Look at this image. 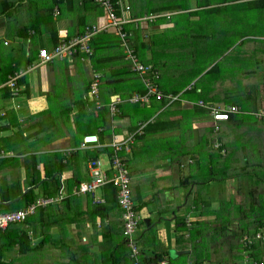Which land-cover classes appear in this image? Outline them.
<instances>
[{
	"label": "crops",
	"instance_id": "obj_1",
	"mask_svg": "<svg viewBox=\"0 0 264 264\" xmlns=\"http://www.w3.org/2000/svg\"><path fill=\"white\" fill-rule=\"evenodd\" d=\"M123 2L130 6V18L136 20L126 25L129 46L140 60L157 68L159 89L178 94L180 100L171 104L123 101L111 116L110 99H127L145 90L112 28L94 35L90 56L78 53L46 62L38 57L39 48L51 52L63 35L67 40L86 25L103 26L104 9L93 0H0V155L8 151L20 174L25 173L24 163L34 158L40 177L46 171L58 173L59 189L62 184L67 196L31 216L35 223L30 242L40 244L29 253L28 264H130L127 247L122 244L120 212H109L103 219L97 215L93 224L84 213L89 196H70L75 186L90 182L89 161L98 159L107 167L111 143L123 142L129 136L133 137L129 150L120 155L132 173L133 199L139 201L143 219L144 226L141 220L135 233L141 259L157 257L151 264L160 259L168 264H241L248 256L245 253L239 260L227 261L214 244L201 247L205 238L195 228L208 226L210 220L205 192L192 178L200 176L202 163L204 172L211 170L214 148L224 157L228 154L233 143L231 137L230 144L226 138L237 130L232 121L250 122V116L264 115V0ZM185 51L188 58L184 60L201 69L191 74H166L169 58L177 59L178 52ZM196 52H200L197 60ZM94 75L99 76L96 97L89 94ZM13 76H17L14 84L9 85ZM196 77L200 85L190 86ZM250 82L255 89L247 87ZM256 85L262 88L258 93ZM19 98L26 107L20 105ZM231 105L238 108L237 114L220 122L214 131L207 106ZM60 107L65 111L58 112ZM258 119L261 122L252 125L264 132V119ZM8 127L12 136L4 138ZM40 133L46 136H41L42 144L23 143ZM89 135H95V141H85ZM204 142L213 143L211 152ZM256 149L263 157V145ZM187 163L194 173L186 174ZM60 164L66 165L59 172L52 171ZM177 185H188L189 189L178 191ZM103 187L95 190L96 196L101 197ZM197 187L199 194L191 190ZM232 201L244 204L238 192ZM192 209L198 216H193ZM177 210L184 212L177 217ZM163 211H172L174 219L164 223L160 217L155 220ZM43 220L51 230L45 229Z\"/></svg>",
	"mask_w": 264,
	"mask_h": 264
},
{
	"label": "rangeland",
	"instance_id": "obj_2",
	"mask_svg": "<svg viewBox=\"0 0 264 264\" xmlns=\"http://www.w3.org/2000/svg\"><path fill=\"white\" fill-rule=\"evenodd\" d=\"M199 40L200 39H196V42H198ZM213 54L215 53L213 52ZM178 57L179 58L177 59H173L171 57L169 58V60L167 59L168 63L165 66L166 74H170L172 72H182L186 74L189 72V74H191L193 71H199L201 69L197 68L196 65H192L190 62H186L184 60L188 58V53L186 51L184 53L178 52ZM198 58H200V52H196L195 60H197ZM188 67L190 68L188 69ZM190 82V86L200 85V81L197 79V77L194 80H191ZM247 87L255 89L254 84L251 82L248 84ZM261 89L262 88L256 85L257 93ZM74 94L77 95L78 91H75ZM20 99L21 98L18 99L20 105L26 107L27 103H25V101H21ZM179 100L180 98L178 99V101ZM55 101L59 102L62 100L56 99ZM226 101L227 100L225 99L224 102L226 103ZM61 111H65L63 107H60L58 109V112ZM254 115L256 117L250 116V119L253 122L251 120L250 122H231V125H237V130H235L234 132H230V136L226 138V142L230 144L229 139L231 137L233 143V146L228 148V154L224 157L223 155H220V153L218 152L219 150L217 148H214L213 158H211V160L209 158L207 160L204 157L202 158V160L204 161H211V170L208 169L207 172H204L203 168L206 166L204 165V163H202V171L200 170V176L192 178L195 179L194 182L199 183V188L204 190L205 192L204 196L207 199L205 207L206 215H208V219L210 220L208 221V226L206 227H200L198 225H195L199 227L195 229L200 230L203 234V237L205 238L201 247L205 249L206 246L210 244L212 246V244H214L215 250L221 251L224 254L223 258L225 257L227 261L239 260V257L241 258V255L243 256L244 244L241 241V237L242 234H244L243 230H246L245 227L248 224L252 226L254 220H259L258 222L264 221V156L261 157L259 153H256L258 152L256 148H260L262 145L264 148V132L258 130L257 128H254L252 125V123H260L261 121L258 118L264 119V115ZM0 122H3V119H0ZM3 124L6 125L7 120H5ZM9 128L11 127H8L7 131L3 132L4 138L7 136H12L11 131H9ZM15 132L20 133L18 131ZM41 136L42 134L40 133L38 134V137L31 138V136L30 139L25 138L23 140V143L25 145L29 143V145L32 146H35L39 143L42 144L40 141ZM45 137V135L42 136V138ZM205 138L207 139V137ZM9 139L11 140V137H9ZM84 139H86V136L84 137ZM209 139L210 138L208 137V140ZM215 140H218V136ZM42 141L46 143L48 140ZM204 144L207 146L205 148L211 152L213 149V143L210 145L209 143L204 142ZM207 150L206 152H208L209 154V151ZM2 153L0 155L1 157L8 158V151H4ZM100 157L101 159L105 158L104 154H101ZM158 157L160 158V154ZM197 157H199V155H197ZM12 158L13 157L8 158L7 161L5 160V163H12ZM9 165L4 166L7 167ZM184 169L186 174L189 172L194 173L193 171H189L188 163L186 164ZM13 177H16L15 172L10 173L8 175L0 173V198L2 195V191L5 189V187L9 191V193L14 194L16 192L13 189V183H11V181L8 182L9 179L13 180ZM129 178L130 180L132 178L131 171H129ZM176 189L178 191H187L189 189V186L186 185V187L184 188V185H177ZM191 190L192 192H199L198 187ZM132 191H134V189H132ZM236 192L242 195L244 203L243 205H240L239 203L235 204L233 203V201L230 202V199ZM199 197L200 195H197V198ZM252 199H255L257 201V204H253L251 209L250 202L252 201ZM138 202L139 201H137L136 203ZM251 210L252 212H250ZM257 210H261V212H258L261 214H256V217L258 218H255L252 215H255ZM181 212L183 213L184 211L181 210ZM181 212L177 210L176 216H180ZM192 213L193 216H198L195 209H192ZM244 213L247 219L242 218V215ZM159 217L162 219V223H164L165 221L170 222L174 219V214H172V211H163L161 212V215H158L155 218V220H158ZM152 219L154 221V218ZM141 225L144 226L143 221L141 222ZM43 226L46 230H51L45 220H43ZM167 226L171 227L170 224H168ZM172 226H174V224H172ZM220 226H225V228L221 229L219 228ZM146 253H148V250H146ZM28 256H30V254L21 256L24 261H21L20 264H28ZM18 263L19 262L17 261L16 264Z\"/></svg>",
	"mask_w": 264,
	"mask_h": 264
},
{
	"label": "built area",
	"instance_id": "obj_3",
	"mask_svg": "<svg viewBox=\"0 0 264 264\" xmlns=\"http://www.w3.org/2000/svg\"><path fill=\"white\" fill-rule=\"evenodd\" d=\"M99 4L105 11L106 23L103 26H97L95 24L86 25L84 30L69 39H65L66 35L61 37V42L49 52L45 48H39L38 57L41 62L49 61L55 57L64 59L72 57L78 53H82L86 56H90L93 53L91 46V40L96 33L101 30L112 28L115 34L122 41L124 47L125 56L131 63L132 70L138 74L144 85V92L134 94L127 99H121L118 96L110 99L108 103L109 114L113 116L117 112V104L127 101L139 104H149L151 101H162L165 100L167 104L173 103L178 99V94L167 93L164 94L158 86L154 83V79H158L159 75L156 71L152 70L151 65H144L139 61V58L135 51L129 46L128 38L129 32L126 29V25L131 21L129 16L130 6L125 4L123 0H93ZM24 72L20 71L22 75ZM17 76L10 77L8 84L13 85L14 80ZM98 78L99 76L94 75L89 88V94L91 96H98ZM200 104H203L200 102ZM97 108V107H96ZM99 108V107H98ZM210 110L214 128L218 129V124L222 121L229 119V113L238 112L236 106H229L227 108L207 106ZM133 137L129 136L125 141L118 142L113 141L111 143L112 151L108 156L107 167H104L100 160L93 159L88 163L89 174L91 177L90 182L80 183L75 186L70 195L81 196L86 193H93L94 191L107 183H111L117 188V199L118 204L123 213V237L126 246L129 249V255L132 264H144L141 259V250L136 243L135 233L138 228V222L141 216L134 212L132 202L133 198L130 190V178L129 169L125 159L120 155L122 150H129L130 143ZM218 146V145H217ZM66 153L63 151V154ZM61 189L59 190V192ZM60 196L52 197H38L35 201L30 203L24 209H18L13 211L0 212V231L6 229L11 224L22 221L29 213H34L40 207H46L52 203L58 202ZM95 202H103L101 197L94 196ZM254 237L264 238V228L256 231ZM243 242H251L252 238L244 234L242 238ZM157 264H168L167 261L160 259ZM203 264V263H199ZM244 264H264V261H247L245 259Z\"/></svg>",
	"mask_w": 264,
	"mask_h": 264
},
{
	"label": "trees",
	"instance_id": "obj_4",
	"mask_svg": "<svg viewBox=\"0 0 264 264\" xmlns=\"http://www.w3.org/2000/svg\"><path fill=\"white\" fill-rule=\"evenodd\" d=\"M139 61L144 65L145 64L151 65L152 70L156 71L157 74L159 75L157 68L153 64L143 62L140 59ZM154 83L158 86V79L155 78ZM162 101H165V100H162ZM233 114H237V113L236 112L229 113V119L233 116ZM148 123L149 121L145 122L143 126L144 133L146 131L145 127L148 125ZM217 130L215 129L214 131H217ZM7 147L12 148V144H8ZM0 149H1V146H0ZM8 158L7 157L1 158L0 173H3L4 175H8L10 173L15 172L16 177H13V180L9 179L8 182L11 181V183H13V189L16 192L14 194L9 193V191L5 187V189L2 191V195L0 198V212L13 211V210H18L20 208L24 209L26 208L27 204L35 201L37 197H50L51 195H56L58 193L57 190L59 189V185H60L58 182V173L46 171L44 177H40L39 172L36 169V166H37L36 160L33 158L32 160L26 161L24 163L25 173L20 174V171H18L17 168L14 169L15 164H16L15 162L8 163V164L5 163V160L7 161ZM4 165H9V166L5 167ZM65 165L66 164H60L59 166L57 165L56 167H54L52 171L59 172L61 169H63V167H65ZM22 176H24V180ZM103 188H102V195H101L103 202H95L93 200L94 196H96L95 191H94V194L86 193V196H89L88 201H87L88 209H86L84 213L89 214L90 218L93 220V224H95L94 223L95 216L100 215L103 219L104 217L108 215L109 212L118 210L120 212L119 214H120V219L122 222L121 223L122 224L121 235L123 238L122 244L126 245L123 234H122L123 232V213L118 204L117 188H115L111 183L105 184ZM130 190H131V195L133 198V191L131 189V183H130ZM66 197L60 200V203L63 200H65ZM96 197H99V196H96ZM137 201L138 200L134 201L133 199L132 206H133L134 212L139 214V205L136 203ZM250 203H251V209H252V205L257 204V201L255 199H252ZM44 208L45 207L43 208L40 207L39 209L44 210ZM91 208H92V211H91ZM36 212L37 211L35 210L34 213H29L22 221L11 224L6 229L0 231V264H16L17 261L19 262L18 264H20L21 261H24L21 256L28 255L32 250H36V248L39 247L37 245L40 243H38L37 245H33L30 242V231L35 223L33 219L31 218V216L34 215ZM250 212H252V210ZM258 212H261V210H257L255 215H252V216L255 218H258L256 217V214H261ZM242 218L247 219V217L245 216V213L242 215ZM141 220H142V217L139 220L138 224L141 222ZM258 221L259 220H254L252 226L248 224L245 227L246 230H243L244 234H247L252 238L251 242H246L245 244L242 240L243 236L241 237V241L244 244V253L245 255H248L247 261H257V262L264 261V238L254 237L257 230L264 228V221L263 222H258ZM219 228L222 229V228H225V226H220ZM43 242L45 243V240ZM118 245L120 244H117V246ZM127 250H128L126 253L127 261H129L130 264H132L128 247H127ZM153 259H157V257L148 258L144 256L142 258V261L144 262V264H151ZM245 259L246 258H244L243 262L242 263L240 262V263L244 264ZM235 264H238V263H235Z\"/></svg>",
	"mask_w": 264,
	"mask_h": 264
},
{
	"label": "clouds",
	"instance_id": "obj_5",
	"mask_svg": "<svg viewBox=\"0 0 264 264\" xmlns=\"http://www.w3.org/2000/svg\"><path fill=\"white\" fill-rule=\"evenodd\" d=\"M60 190V189H59ZM59 190H58V193L56 194V195H54V196H60V199L58 200V202L60 201V200H62L63 198H64V193L62 192L63 191V186H62V184H61V191L59 192ZM66 193V192H65ZM70 196H74V195H70ZM50 197H52V196H50ZM38 198V197H37ZM36 198V199H37ZM32 203V202H31ZM55 203H57V202H55ZM30 204V203H29ZM29 204H27V205H29ZM26 205V206H27ZM51 205V204H50Z\"/></svg>",
	"mask_w": 264,
	"mask_h": 264
},
{
	"label": "water",
	"instance_id": "obj_6",
	"mask_svg": "<svg viewBox=\"0 0 264 264\" xmlns=\"http://www.w3.org/2000/svg\"><path fill=\"white\" fill-rule=\"evenodd\" d=\"M95 139H96L95 135H89V136L86 137L85 141L93 142V141H95ZM145 221L148 222L147 219H145Z\"/></svg>",
	"mask_w": 264,
	"mask_h": 264
}]
</instances>
